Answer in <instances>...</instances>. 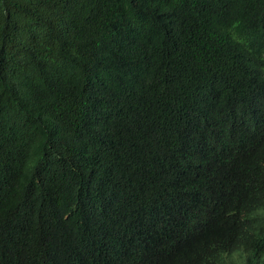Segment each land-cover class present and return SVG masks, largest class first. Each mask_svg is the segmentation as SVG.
<instances>
[{"label":"trees","instance_id":"16d2710c","mask_svg":"<svg viewBox=\"0 0 264 264\" xmlns=\"http://www.w3.org/2000/svg\"><path fill=\"white\" fill-rule=\"evenodd\" d=\"M0 264H264V0H0Z\"/></svg>","mask_w":264,"mask_h":264}]
</instances>
